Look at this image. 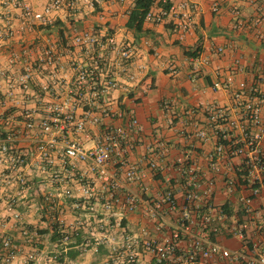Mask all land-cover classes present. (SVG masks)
Segmentation results:
<instances>
[{"label": "built area", "instance_id": "1", "mask_svg": "<svg viewBox=\"0 0 264 264\" xmlns=\"http://www.w3.org/2000/svg\"><path fill=\"white\" fill-rule=\"evenodd\" d=\"M62 1L30 11L26 28L52 25L51 12ZM156 2L146 20L169 16L176 28L192 26L195 2ZM218 3L212 0L211 9ZM230 11L237 20L238 5ZM56 29L54 40L47 38L31 52L32 60L18 49L10 52V61L21 65L5 90L0 70L2 109L13 88L24 92L22 100L29 94L40 99L37 108L21 109L18 120L7 119L9 126L0 130V190L23 241L37 233L20 220L14 204L32 200L44 204L59 242L73 241L85 227L81 250L103 245V264H264V58L252 70L237 53L229 63L211 66L209 86L224 90L229 104L200 101L183 121L188 148L165 162L142 154L132 163L128 153L142 126L113 93L126 90L139 69L131 44L107 27H72L68 34ZM225 48L235 46L215 45L213 54ZM210 60L201 52L188 55L189 79ZM165 66L173 70L170 62ZM40 69L50 77L31 81ZM209 139L211 147L202 149ZM140 163L158 183L152 193ZM64 208L74 214L67 223ZM127 214H136L133 223ZM229 237L238 240L236 248L224 244ZM35 254L0 235V261L31 264Z\"/></svg>", "mask_w": 264, "mask_h": 264}, {"label": "crops", "instance_id": "2", "mask_svg": "<svg viewBox=\"0 0 264 264\" xmlns=\"http://www.w3.org/2000/svg\"><path fill=\"white\" fill-rule=\"evenodd\" d=\"M49 1L0 0V70L5 74V78L1 79L3 90L6 89L8 78L13 80L20 70L21 64L10 61L11 51L18 49L26 55L25 58L32 60L34 52L32 55L31 52L35 48L47 38L55 39L57 26L66 34L72 27L109 28L117 38L126 39L131 44L135 63L139 65L134 80L127 82V89L113 91L124 108L133 109L142 126L137 142L128 153V160L132 163L142 154L158 162H165L188 148L191 144L189 138L185 137L183 121L186 110L195 107L200 101H212L225 106L229 104L228 94L224 90H213L209 86L211 66L225 65L229 63L231 55L237 53L242 57L244 66L252 70L264 58V0L253 3L219 0L216 10L211 9L212 0H191L197 4L198 9L191 14L193 24L190 28H176L174 20L167 16L161 21L145 19L139 32L124 24L126 11L132 0H63L51 12L52 20L57 23L55 27L53 23L47 28L27 29L29 12L40 9ZM234 4L239 7L240 24L236 23L238 19L230 11ZM228 42L234 44V51L225 48L221 54H213L215 45H225ZM197 44L198 52L211 56V60L208 66H201L200 73L194 79H189L188 54H184L183 49H191ZM168 62L172 64V71L165 66ZM155 64L158 65V70L155 69ZM57 74L60 75L61 72ZM49 77L46 70L40 69L33 74L31 81L41 83ZM32 88L29 86L30 90ZM12 91L14 97L7 96V109L5 106L3 109L0 107V130L9 126L7 119L14 124L20 117L16 114L21 109L30 112L40 103L39 98L30 94L27 99H20L21 93H24L22 90L13 88ZM14 100L18 102L15 103ZM151 105L157 107L156 112L150 109ZM262 110L264 112V101ZM33 115L37 114L34 112ZM193 142L198 145L194 138ZM211 145L212 139H209L200 146L208 149ZM140 168L145 172L144 181L152 193L158 188V183L148 176L145 164L140 163ZM3 195L4 192L1 193L0 190V235H9L17 239L23 248L34 249L36 254L31 264H103L106 255L103 245H99L96 251L91 248L81 250L80 241L85 235V227L78 229V235L72 236L73 241L65 244L59 242L58 234L50 227L48 214L44 212V204L41 202L23 200L14 204L20 220L37 233L29 242H24L18 222L4 208ZM82 215L80 219L84 217ZM135 215H126L128 224L133 223ZM62 217L67 223L74 218V214L64 208ZM223 242L231 249L238 246V240L231 237L223 239ZM0 264L27 263L16 258L10 263L0 261Z\"/></svg>", "mask_w": 264, "mask_h": 264}, {"label": "trees", "instance_id": "3", "mask_svg": "<svg viewBox=\"0 0 264 264\" xmlns=\"http://www.w3.org/2000/svg\"><path fill=\"white\" fill-rule=\"evenodd\" d=\"M157 3L156 0H132L131 5L126 11V18L124 24L127 28L136 32L142 30L143 23L145 22L146 13L153 9V4ZM166 7V6H165ZM199 50L198 44L193 48H184V54H196Z\"/></svg>", "mask_w": 264, "mask_h": 264}, {"label": "rangeland", "instance_id": "4", "mask_svg": "<svg viewBox=\"0 0 264 264\" xmlns=\"http://www.w3.org/2000/svg\"><path fill=\"white\" fill-rule=\"evenodd\" d=\"M158 68H159L158 65L155 64V69L158 70ZM185 80H186V79H185ZM150 109L153 110L154 112H156L157 107H155L154 105H151V106H150Z\"/></svg>", "mask_w": 264, "mask_h": 264}]
</instances>
